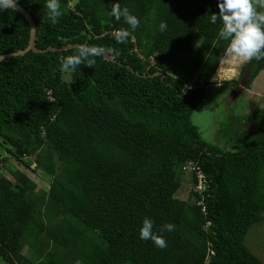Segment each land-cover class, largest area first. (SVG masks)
Wrapping results in <instances>:
<instances>
[{"label": "trees", "instance_id": "obj_1", "mask_svg": "<svg viewBox=\"0 0 264 264\" xmlns=\"http://www.w3.org/2000/svg\"><path fill=\"white\" fill-rule=\"evenodd\" d=\"M16 2L34 20L35 47L46 50L0 60V167L13 158L50 179L44 189L20 169L12 179L0 171L2 260L264 264L245 244L264 219V109L244 114L250 130L232 131L230 150L191 121L227 51L221 21L210 20L217 0H59L56 24L46 0ZM113 3L139 19L135 31L109 14ZM119 29L130 33L124 43L114 39ZM29 32L18 10H0V55L25 48ZM69 44L111 49L114 60L97 55L68 85L60 58L74 52ZM261 70L264 59L245 62L246 86ZM188 162L209 184L182 199ZM145 218L166 247L140 239ZM166 224L174 229L161 231Z\"/></svg>", "mask_w": 264, "mask_h": 264}, {"label": "rangeland", "instance_id": "obj_2", "mask_svg": "<svg viewBox=\"0 0 264 264\" xmlns=\"http://www.w3.org/2000/svg\"><path fill=\"white\" fill-rule=\"evenodd\" d=\"M228 55V59H225L227 61L225 63L220 62L219 65L222 67L220 73H226L224 77H228L221 78L220 80L213 79L212 83H215H211L208 86L207 97L198 103L191 113V121L198 127L201 136L208 142L226 150H230L236 146L230 137H235L237 134L232 131L243 132L245 130L249 132L250 125L247 127L246 122L243 121V118H245L244 114L253 112L255 109H264V95L260 93L259 95L255 94V92L264 93V72H260V74L255 76L250 83L252 89L246 90L248 72L246 71L242 75L239 73L245 59L238 56L233 60L234 56L232 54ZM228 68L233 69L230 72L224 70ZM257 113H254L255 116ZM234 116L241 119L237 127L233 120ZM253 120L256 121V119ZM8 159L4 167H0V171L5 177L12 179L9 171L17 168L24 171L33 179L38 187L48 188L50 179L48 174L40 169L35 172L32 171L31 169L34 168V164H31L29 169L13 158ZM185 171L188 172L180 173L181 186L176 193L182 199L187 197L191 188V174L189 173V169L186 168ZM245 244L251 252L264 262V219L249 229L245 237ZM24 252H26V249H24ZM0 264L7 263L0 257Z\"/></svg>", "mask_w": 264, "mask_h": 264}, {"label": "clouds", "instance_id": "obj_3", "mask_svg": "<svg viewBox=\"0 0 264 264\" xmlns=\"http://www.w3.org/2000/svg\"><path fill=\"white\" fill-rule=\"evenodd\" d=\"M16 0H0V10L15 8ZM44 7L47 9L48 19L53 24L58 22V17L62 15L59 0H46ZM218 14H211V23L216 24L219 19L222 26L219 29V36L228 41L227 52L243 57L245 61L252 59H264V0H217ZM117 21L122 18L130 26L132 31L139 27V19L132 15L127 7L121 8L119 3L111 5L110 13ZM167 25L161 22L160 31L166 30ZM130 33L127 29H119L114 33V39L118 43L126 42ZM74 52L60 58V72L68 85L73 82L72 73L80 66L91 67L97 55L101 54V49L95 45L78 44L74 46ZM111 52L113 50H104ZM186 164V163H185ZM183 166V165H182ZM182 169V172L185 169ZM190 173V172H189ZM203 173V172H202ZM191 174V187L201 192L208 187L209 180L204 175V183L201 191L196 189L197 178ZM193 177H195L193 179ZM174 226L166 224L161 231H171ZM139 237L142 240H150L158 248L166 247L165 239L153 232V222L149 218L142 221L139 229Z\"/></svg>", "mask_w": 264, "mask_h": 264}, {"label": "water", "instance_id": "obj_4", "mask_svg": "<svg viewBox=\"0 0 264 264\" xmlns=\"http://www.w3.org/2000/svg\"><path fill=\"white\" fill-rule=\"evenodd\" d=\"M16 10H18L22 15L25 16V18L27 19L28 23H29V27H30V32H29V41H28V45L23 48V49H19L13 52H9V53H4L0 55V60L5 58V57H9V56H13V55H18V54H23L26 51H28L29 49L35 50V51H44L46 49H40L35 47L34 41L36 38V29H35V23L34 20L30 14V12L23 7L21 4H19L18 2H15V8ZM74 45H78V44H69L67 46H65L64 48H68V47H72ZM51 49V48H49ZM53 49V48H52ZM103 58L107 59V60H114V56L109 55L107 53H105L104 51H101Z\"/></svg>", "mask_w": 264, "mask_h": 264}, {"label": "built area", "instance_id": "obj_5", "mask_svg": "<svg viewBox=\"0 0 264 264\" xmlns=\"http://www.w3.org/2000/svg\"><path fill=\"white\" fill-rule=\"evenodd\" d=\"M183 169H189V172L190 173H193L196 175V178H197V185H196V189L201 191L202 188H203V183H204V175L201 171V169L199 168L198 165H195L194 163L192 162H188L186 164H184L182 166Z\"/></svg>", "mask_w": 264, "mask_h": 264}, {"label": "crops", "instance_id": "obj_6", "mask_svg": "<svg viewBox=\"0 0 264 264\" xmlns=\"http://www.w3.org/2000/svg\"><path fill=\"white\" fill-rule=\"evenodd\" d=\"M229 53L226 51V53H225V55H224V57L222 58V60H221V62L222 63H225L226 61H225V59L227 58L228 59V55ZM232 56H234V58H233V60H235V58L236 57H238L237 55H235V54H232ZM246 62V61H245ZM245 62L243 63V65L245 64ZM220 65V64H219ZM242 65V66H243ZM242 66H241V68H242ZM224 67V66H223ZM222 69V67L221 66H218L217 67V69H216V73L214 74V77H213V79L215 80V79H221V78H227V77H224V76H226V73H220V70ZM233 68H228V69H224L225 71H227V72H230L231 70H232ZM241 70V69H240ZM260 72H264V70H261ZM260 72L258 73V74H260ZM240 73V72H239ZM257 74V75H258ZM256 75V76H257ZM215 83V82H214ZM214 83H212V84H214ZM211 85V84H210ZM250 90V89H252V86L251 85H249V86H246V90ZM259 93L261 94V95H264V93L263 92H255V94H258L259 95ZM234 114V113H233ZM252 126H253V124H252Z\"/></svg>", "mask_w": 264, "mask_h": 264}]
</instances>
